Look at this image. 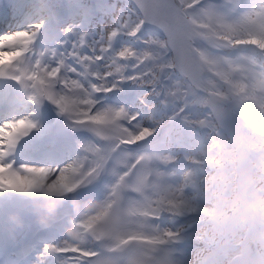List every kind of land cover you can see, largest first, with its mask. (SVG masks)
<instances>
[{"label": "clouds", "instance_id": "clouds-1", "mask_svg": "<svg viewBox=\"0 0 264 264\" xmlns=\"http://www.w3.org/2000/svg\"><path fill=\"white\" fill-rule=\"evenodd\" d=\"M21 11L27 26L0 39L23 32L35 48L75 23L54 0ZM115 22L133 43L108 59L142 87L138 111L100 101L111 88L99 67L82 79L51 69L43 89L33 66L0 79V129L49 109L70 137V153L46 164L19 155L33 130L0 144L14 171L50 173L11 194L38 227L61 228L26 264H56L53 253L61 264H264V0H128Z\"/></svg>", "mask_w": 264, "mask_h": 264}, {"label": "rangeland", "instance_id": "rangeland-1", "mask_svg": "<svg viewBox=\"0 0 264 264\" xmlns=\"http://www.w3.org/2000/svg\"><path fill=\"white\" fill-rule=\"evenodd\" d=\"M10 9L8 13L4 11L2 14L6 18L3 23V30L0 34L9 31H17L22 26V0H9ZM128 2V0H102L100 4V8L98 9L100 13L98 15H89L87 13L86 8L79 4L77 1L73 0L71 5H74L77 14L75 15V23L69 27V24H65L64 27L67 29V32H60L59 37L55 39L54 42H49L45 45V51L49 53V58L47 61L40 60L39 68L37 70L36 63L32 65L35 70L30 71L28 75L33 78L36 82V79L39 76L46 74L51 69H57L60 65L68 66L69 68L76 69L74 74L69 77L71 79H82L85 74V70L87 69H96L99 67L100 69V77L103 82H107L108 87H111L112 84L108 82V77L106 73L109 71H113L111 69V63L108 52L113 50L116 47V33L119 31V27L116 24V18L120 11V9ZM64 6V5H63ZM56 12L59 11V9ZM38 14L48 15L47 10L44 8V5L41 4V7L37 9ZM127 10L124 11V16H127ZM27 19H31L30 17ZM8 24L10 26L15 25V27L11 30L7 29ZM26 26V24H25ZM22 33V32H21ZM19 33V34H21ZM11 37V36H10ZM14 37V36H12ZM32 38V35L26 34L23 40V45H20L21 49L24 46L28 48L32 41L28 39ZM2 40V39H0ZM55 44H60L61 49L58 51L55 49ZM11 49L15 50L16 44H11ZM42 52V49L40 50ZM97 57H100L98 60ZM72 64V65H71ZM79 74V75H78ZM88 79L92 82H97V74L95 71H91L88 73ZM36 113H34L35 115ZM35 121L31 123L35 125V127L29 129L32 131L36 128V131L33 130L28 138L24 141V143L20 146V149L28 148L32 149L34 146L31 145L33 141V137H49L52 131V123L56 120L53 119V116L50 110H41L36 115ZM5 131L0 129V135L6 138ZM59 132V131H56ZM61 132H64L61 131ZM60 132V133H61ZM65 133V132H64ZM44 135V136H43ZM67 135V133H65ZM59 137V135H57ZM0 144L6 145V139L0 141ZM71 149L67 150V153H70ZM8 156V150L5 148L0 150V169L3 168L7 163H5V159ZM50 175V173H44L40 171H32L27 170L24 174H19L18 176H14V181L10 182L6 177L0 180V204L7 197L6 195L9 193V184H12L19 189L20 193H27L32 189L39 187L40 184L44 183L46 177ZM68 178H65L67 180ZM40 183V184H39ZM39 184V185H38ZM29 188V189H28ZM20 213V217L10 215V213ZM30 214L26 207L25 203L22 205H13L8 206L6 210L0 215L1 221H4L2 224L3 235L2 238L7 237L4 241L0 242L2 247L8 246V244L17 236L19 231H21V225L25 220L30 218ZM61 231L58 229L55 232V235H58L60 238ZM58 240L49 241L47 244H56ZM53 260L56 264H61V254L53 253ZM61 258V259H58ZM66 264V262H64Z\"/></svg>", "mask_w": 264, "mask_h": 264}, {"label": "bare ground", "instance_id": "bare-ground-1", "mask_svg": "<svg viewBox=\"0 0 264 264\" xmlns=\"http://www.w3.org/2000/svg\"><path fill=\"white\" fill-rule=\"evenodd\" d=\"M27 20H29V19H27ZM22 24H23L22 26H25V24L27 26V21L22 22ZM14 27H15V25L10 26L8 24L7 29L11 30ZM25 36H26V34L22 32L21 34H18L14 37H12V36L6 37V38L0 40V61H3V60L10 61L11 59L17 58L18 57L17 55H21V52L24 49L22 50L20 45H23V40H24ZM11 44H16V48H13L15 50H11L8 52V50L11 49V48H9ZM24 47H22V48H24ZM5 76L6 75H5L4 69H3V71H0V79L5 78ZM4 97H5V93H4L3 98L2 99L0 98V104H3Z\"/></svg>", "mask_w": 264, "mask_h": 264}, {"label": "trees", "instance_id": "trees-1", "mask_svg": "<svg viewBox=\"0 0 264 264\" xmlns=\"http://www.w3.org/2000/svg\"><path fill=\"white\" fill-rule=\"evenodd\" d=\"M131 44H132V42H131L130 39H128L127 41H123L120 44V50L123 49V48H125V47H127V46H129V45H131ZM129 50L131 51L132 49H129ZM117 58H120V57L117 56ZM136 74H138L137 69L134 70V71H132V75H136ZM130 84H132L131 81L129 82L128 85H130ZM115 88H116L117 91L122 92V93L125 92L126 90H128V87H126V84L125 83H121V84L119 83V84H117V87H115ZM142 97H143L142 87L136 86V93H135L134 100H133L132 105H131L132 108H135L138 111L139 109H141V108L144 107V105H142L140 103V100H141ZM108 118H109V116L107 114H102L99 117V120H101V119H108Z\"/></svg>", "mask_w": 264, "mask_h": 264}, {"label": "snow or ice", "instance_id": "snow-or-ice-1", "mask_svg": "<svg viewBox=\"0 0 264 264\" xmlns=\"http://www.w3.org/2000/svg\"><path fill=\"white\" fill-rule=\"evenodd\" d=\"M11 131H8L5 133L6 136V143L9 146H12L15 144L16 137L19 135L26 134V129H31L35 127L34 124L32 123H26L25 121H19L17 124L10 125ZM13 176H18V173H13ZM9 187H12V190L14 191H19V190H24V189H19L16 187H13L11 184L8 185Z\"/></svg>", "mask_w": 264, "mask_h": 264}]
</instances>
